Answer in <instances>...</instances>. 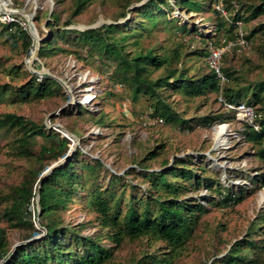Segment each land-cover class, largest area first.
Segmentation results:
<instances>
[{
  "label": "rangeland",
  "instance_id": "rangeland-1",
  "mask_svg": "<svg viewBox=\"0 0 264 264\" xmlns=\"http://www.w3.org/2000/svg\"><path fill=\"white\" fill-rule=\"evenodd\" d=\"M127 1L130 3L127 4ZM146 1L91 0L84 12L74 20V24L65 28H77L76 30L99 28L105 24L125 26L134 22L135 11ZM203 1L205 4L200 11L189 14L188 11L180 12V9L175 8L174 1L170 0L173 12L169 18H177L179 20L177 25L187 26L191 29V33L184 34L170 29L169 25L166 27L164 24L158 25L151 35L144 32L137 39H131L127 51L155 49L157 54L164 55L179 49L183 58L180 63H173L174 67L185 70L189 76L193 77L208 74L205 59L196 52L207 49L200 35L208 36L209 42L215 41L218 46L220 38L229 39V36L223 31H216L221 16L215 12L214 4ZM263 2L264 0H240V9L243 6H257ZM72 6L73 0L22 1V5L18 8V19H31L34 28V34L29 33L34 43L28 53L21 39L13 43L6 34L0 32V86H7L9 91L0 98V114L15 113L37 124H44L47 128L55 129L62 137H64L63 134L69 136L67 132H72L77 140L72 139V142L68 139L71 143L68 157L80 152L81 161L92 163L93 160H98L103 164L99 169L98 178L93 182H88V178L95 179L94 176L83 172L84 179L87 178V184H85L87 189L93 186L99 188L101 192L107 191L111 175L125 176L122 181L113 186L119 189L117 197L124 194L125 201L132 196L141 197L147 191L149 185L144 183L139 175L138 165L144 161L148 151L158 152L160 150L157 148L162 145L165 149L160 151L157 158L147 160L141 165L152 171L160 169L164 162L172 164L175 159L190 157L194 169L204 167L205 171H198L199 175L219 183L222 191L240 193L244 190L247 193L244 202L224 209L209 204L207 199L218 201L219 196L205 187L187 191V199L193 200V203H201L209 212L201 217L195 236L183 254L176 258L174 264H210L219 259L235 242L245 238L252 223L257 221L260 223L264 218V186L257 182L264 174V159L258 155L260 147L245 140L241 133L244 128L242 122L237 121L233 113L231 116L234 118L225 124L215 125L209 129L198 126L203 116L223 115L227 112L219 100L220 95L216 93H209L206 97L200 98H189L175 94L173 91L165 93L166 102L172 111L190 123L193 127L191 131L181 127L180 124L171 123L157 127H144L139 119L142 113L152 111L149 106L151 103L144 97L137 103H133L128 86L120 85L123 82L114 75L112 65L105 63L106 60L99 59L97 56L86 57L83 49L66 46L64 43L61 45L67 48V52L48 59H38L34 52L36 42L38 41L40 46L43 39L50 38L51 32L46 25L52 13L58 15L60 24H63L70 16ZM229 11L232 16L234 12ZM241 11L246 13L245 16L249 15L246 8ZM121 13H126L125 17L121 16ZM263 25L264 16L249 23H243V30L246 35H249L252 30H260L264 27ZM136 40L139 41L138 47L134 46ZM32 50L34 51L31 56ZM74 51H79L83 56L77 55ZM223 67L238 79L237 81L231 79L226 87L254 89L258 84H262L264 82V30L258 32L249 42L248 48L228 52L223 58ZM31 74L37 77L46 75L55 79L60 84V90L43 100L21 101L15 92L30 81ZM161 74L162 71L156 72L154 78ZM252 97L253 94H249L248 98ZM124 103L127 104L123 106ZM80 107L87 109L90 113L80 115ZM262 107L264 103L257 106V108ZM100 115L105 116L104 126L95 123L94 119ZM223 126L227 127L226 136L225 131L218 130ZM217 132L222 133V136H215ZM14 139V136L0 138L1 209H5L12 190L22 183L30 170L41 171L42 166L49 163L48 158L39 157L40 145L44 143L42 139H38L33 148V157L29 159L16 154L12 145ZM65 162L66 159L61 158L51 162L46 169L55 164L59 167ZM46 169L35 183V192L38 181L43 177ZM126 171L129 172L128 175H124ZM250 191L253 192L250 193ZM89 199V190H81L74 197V201L61 210L60 216L64 224L71 227L85 224L84 235L91 236L100 231V227L97 215L88 207ZM37 202L36 192L29 211L37 232L32 233L26 227L14 228L7 221L1 224L7 231L9 250L13 254L18 247L35 241L46 233L38 220L34 222V216L39 212ZM257 236L264 239L261 233ZM102 243L107 247L112 245L107 238H104ZM169 253V247L163 242L143 237L136 241H125L115 251L114 258L109 264L147 262L149 257H164ZM262 260L264 264V253ZM5 261L6 259L0 260V264Z\"/></svg>",
  "mask_w": 264,
  "mask_h": 264
},
{
  "label": "trees",
  "instance_id": "trees-1",
  "mask_svg": "<svg viewBox=\"0 0 264 264\" xmlns=\"http://www.w3.org/2000/svg\"><path fill=\"white\" fill-rule=\"evenodd\" d=\"M12 1L17 8H20L23 0ZM173 1L175 8L180 9V12L188 11L189 14L200 11L205 4L203 0ZM90 2L91 0H73L71 14L63 24H60V17L52 13L46 25L51 36L41 41L38 59H48L67 52V48L63 47L62 43L76 49L81 48L86 57L97 56L112 65L114 75L123 82L120 85L128 86L133 103L144 97L151 103L149 106L152 111L148 114L162 118L165 124H180L189 131L193 130V127L172 111L166 102V92L173 91L175 94L189 98L206 97L209 93H216L227 103H247L256 109L259 116L257 122L261 125V130L257 132L245 126L243 132L245 140L259 146L258 155L264 159V107L257 108L264 103V82L254 89L226 87L231 79L234 81L238 79L223 67L229 82L222 86L207 65L208 74L200 77L189 76L185 70L173 66V63L178 64L182 61L183 54L179 49L164 55L157 54L155 49L127 51L131 39H137L144 32L151 35L158 25L164 24L165 27L169 25L170 29L184 34L192 32L185 25H177L179 22L177 18H169L173 12L170 0H147L135 11L134 22L125 26L105 24L84 31L65 28L74 24V20L84 12ZM206 2L214 4V0H206ZM244 8L248 16L241 11ZM241 9L231 16L232 23L221 18L216 31L225 32L232 40L237 21L246 24L264 16V2L252 7L243 6ZM228 10H231L230 5ZM125 14L120 15L125 17ZM261 30H264V27L260 30H252L246 35L247 41L254 39ZM0 32L6 34L13 43L21 39L26 53L33 47L34 41L29 32L22 30L19 25L0 22ZM200 36L207 48L209 37ZM134 46H139L138 40L134 42ZM75 52L77 55L81 54L79 51ZM196 52L205 59L206 63L207 49ZM159 71H162V74L154 78V74ZM59 90L60 84L55 79L43 75L39 80V77L31 74L30 81L16 91L15 95L23 102H30L51 97ZM7 92H9L7 86H0V98ZM251 93L253 97L248 98ZM126 104L124 103L123 106ZM89 113L87 109L80 107V115ZM233 118L234 116H231V113L229 115L228 111L223 115L203 116L198 126L209 129L215 125L225 124ZM94 120L97 125L106 124L104 115ZM69 133L74 136L72 132ZM10 136L15 137L12 145L19 157L28 159L33 157V148L38 139H42L44 143L40 145L39 152L41 159L48 158V165L61 158H65L66 162L42 177L36 187L39 212L34 216V221L37 219L46 233L41 238L18 247L15 254L9 250L7 231L1 224L7 221L14 228L26 227L32 233L37 232L29 208L36 197L35 183L48 165L42 166L41 171L30 170L25 175L22 183L12 190L5 209H1L0 203V260L6 259L1 264H109L114 258L115 251L125 241H136L143 237L163 242L169 247L170 253L164 257L152 256L149 257V261H139L136 264H174L176 258L183 254L195 236L201 217L209 212L201 203H193V200L187 199V191L205 187L217 193L218 201L207 200L211 206L219 209L237 206L246 199L247 193L244 190L240 193L222 191L219 183L201 177L198 171L204 172V167L194 169L190 157L175 159L172 164L164 162L158 170L151 171L146 166H142L145 161L158 157L160 151L165 149L162 145L157 148L160 150L158 152L148 151L144 161L138 165L139 175L143 182L149 185L147 191L141 197L132 196L125 201L124 194L117 197L119 189L113 187L125 176L111 175L107 191L101 192L99 188L93 186L87 189L85 185L87 178L84 179L83 172L94 176L95 179L88 178V182H93L98 178L99 169L103 164L98 160H93L92 163L81 161V153L78 151L69 158L71 143L55 129L47 128L44 124H37L15 113L0 114V138ZM128 174L127 171L124 173V175ZM257 182L264 186V174ZM81 190H89L88 207L97 215L100 227V231L91 236L84 235L85 224L71 227L65 225L60 216L61 210L72 203ZM259 233L264 237V218L260 223L258 221L252 223L244 239L235 242L225 255L210 264H263L264 239L257 236ZM104 238L110 240L112 244L110 247L103 245Z\"/></svg>",
  "mask_w": 264,
  "mask_h": 264
},
{
  "label": "built area",
  "instance_id": "built-area-1",
  "mask_svg": "<svg viewBox=\"0 0 264 264\" xmlns=\"http://www.w3.org/2000/svg\"><path fill=\"white\" fill-rule=\"evenodd\" d=\"M230 5L231 10L237 13L240 10V0H214V8L216 12L221 16L225 21L232 23L231 13L228 10V6ZM18 8L15 6L12 0H0V22L5 23L7 25L16 24L19 25L22 30L34 34L32 21L31 19H18ZM233 14V15H234ZM236 30L234 32V39L230 40L227 38L219 39V46L215 41H210L207 44V52L208 56L206 58V65L208 68L213 71L219 80L222 86L226 85L229 82V79L225 75L223 71V58L224 56L234 50V49H246L249 47V42L246 39V33L243 30V23L241 21H237L235 23ZM31 52V56L33 54ZM40 79L43 78L39 77ZM39 79V80H40ZM219 99L220 102L225 106L228 112L233 113L237 119V121L242 122L243 129L241 133L244 135L245 126H249L255 131L259 132L261 130V125L257 122L256 109L247 103H239V104H231L227 103L222 96ZM139 122L144 127H157L163 126L165 124L164 120L160 117H153L148 113H142L140 116ZM65 138L69 137L63 134ZM245 137V136H244ZM35 219L34 222H36Z\"/></svg>",
  "mask_w": 264,
  "mask_h": 264
},
{
  "label": "water",
  "instance_id": "water-1",
  "mask_svg": "<svg viewBox=\"0 0 264 264\" xmlns=\"http://www.w3.org/2000/svg\"><path fill=\"white\" fill-rule=\"evenodd\" d=\"M77 29V28H76ZM88 29H93V28H82V29H78V30H80V31H84V30H88ZM39 43H38V41L36 42V46H35V54L36 55H38V51H39ZM67 134L69 135V136H73V135H71V134H69L68 132H67ZM74 137V136H73ZM75 138V137H74ZM68 139V138H67ZM69 140L70 141H72V139H70L69 138ZM75 140H77L76 138H75ZM73 142V141H72ZM56 165L57 164H55V165H53L52 167H50V168H47L46 169V171L43 173V177H45L52 169H54L55 167H56ZM37 200H38V194H37ZM38 203V202H37Z\"/></svg>",
  "mask_w": 264,
  "mask_h": 264
},
{
  "label": "bare ground",
  "instance_id": "bare-ground-1",
  "mask_svg": "<svg viewBox=\"0 0 264 264\" xmlns=\"http://www.w3.org/2000/svg\"><path fill=\"white\" fill-rule=\"evenodd\" d=\"M37 41V40H36ZM222 129H218V130H223V131H225V136L227 135V130H226V126H223V127H221ZM218 135V137H220V136H222V133H220V132H217V133H215V136H217ZM68 137H70L71 139H73V140H75V138L73 137V136H68ZM216 140V139H215ZM76 141V140H75ZM225 143H226V138H225ZM224 143V144H225Z\"/></svg>",
  "mask_w": 264,
  "mask_h": 264
}]
</instances>
